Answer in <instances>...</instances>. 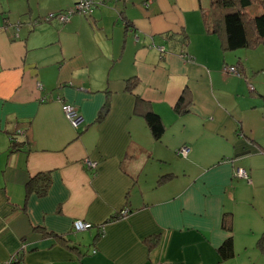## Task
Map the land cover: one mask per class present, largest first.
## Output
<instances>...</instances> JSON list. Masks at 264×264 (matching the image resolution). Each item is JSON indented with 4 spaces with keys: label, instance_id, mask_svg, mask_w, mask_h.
Masks as SVG:
<instances>
[{
    "label": "crops",
    "instance_id": "1",
    "mask_svg": "<svg viewBox=\"0 0 264 264\" xmlns=\"http://www.w3.org/2000/svg\"><path fill=\"white\" fill-rule=\"evenodd\" d=\"M76 1L0 0V264H264V40L226 48L211 0H97L34 22Z\"/></svg>",
    "mask_w": 264,
    "mask_h": 264
},
{
    "label": "trees",
    "instance_id": "2",
    "mask_svg": "<svg viewBox=\"0 0 264 264\" xmlns=\"http://www.w3.org/2000/svg\"><path fill=\"white\" fill-rule=\"evenodd\" d=\"M255 3L260 4L263 11L252 15L247 11V8ZM205 16V23L209 31L218 32L220 26L224 27L225 43L228 49L254 47L259 44L260 40H264V0H211L209 12ZM131 81L132 79L129 80L127 87L132 88ZM181 98L177 107L178 110H185L186 107L181 104ZM145 116L154 136L160 137L164 126L159 115L148 112ZM47 181L46 177L42 182L34 184V179H30L26 183L27 193L33 188L44 192L48 186ZM232 242V237H228L220 246L219 249L223 256L232 254ZM257 244L264 251V233Z\"/></svg>",
    "mask_w": 264,
    "mask_h": 264
},
{
    "label": "built area",
    "instance_id": "3",
    "mask_svg": "<svg viewBox=\"0 0 264 264\" xmlns=\"http://www.w3.org/2000/svg\"><path fill=\"white\" fill-rule=\"evenodd\" d=\"M96 3L97 2L95 0H77L74 7L66 9V10L50 12L46 14L45 16L41 17L40 19L39 18L36 19L34 22H38L41 19L43 20L58 19V21L62 23H66L76 13H81L86 16H89L93 12L94 5ZM20 25H21L20 22L15 23L16 30L20 28ZM159 49L163 51L164 47L159 46ZM223 68L226 72H229V73H234V74L241 73L240 71L241 69L233 64L227 63L224 65ZM63 107L74 126H78L83 121V116L78 113L74 105L70 103H64ZM188 151H189L188 145H183L178 149V153L182 155H187ZM87 161L91 166H95L97 164L96 161H91V160H87ZM236 174L239 176L248 177V173L246 172V170L240 167L236 169ZM128 212H129V209L125 207L116 216L121 217V216L126 215ZM92 226H94V223L90 221H85L81 218L75 219L73 223L74 231L85 230V229L91 228ZM98 227H99L100 234H103L105 231V222L98 224ZM23 259H24L23 254L18 253V254L13 255L8 261H5L1 264H22ZM155 264H168V263L163 260H160L156 262Z\"/></svg>",
    "mask_w": 264,
    "mask_h": 264
},
{
    "label": "rangeland",
    "instance_id": "4",
    "mask_svg": "<svg viewBox=\"0 0 264 264\" xmlns=\"http://www.w3.org/2000/svg\"><path fill=\"white\" fill-rule=\"evenodd\" d=\"M95 1H96L97 3L94 5V9H93V12L91 13V15L94 13L95 8L97 7V4H99L97 0H95ZM91 15H89V16H91Z\"/></svg>",
    "mask_w": 264,
    "mask_h": 264
}]
</instances>
